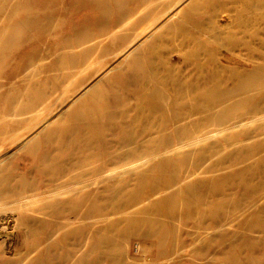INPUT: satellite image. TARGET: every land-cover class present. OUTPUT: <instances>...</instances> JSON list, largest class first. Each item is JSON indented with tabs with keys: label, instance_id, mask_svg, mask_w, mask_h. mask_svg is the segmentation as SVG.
<instances>
[{
	"label": "rangeland",
	"instance_id": "rangeland-1",
	"mask_svg": "<svg viewBox=\"0 0 264 264\" xmlns=\"http://www.w3.org/2000/svg\"><path fill=\"white\" fill-rule=\"evenodd\" d=\"M0 264H264V0H0Z\"/></svg>",
	"mask_w": 264,
	"mask_h": 264
}]
</instances>
